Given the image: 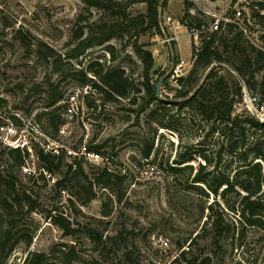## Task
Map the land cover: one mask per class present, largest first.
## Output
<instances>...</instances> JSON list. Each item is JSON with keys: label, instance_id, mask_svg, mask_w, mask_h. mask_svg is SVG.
Masks as SVG:
<instances>
[{"label": "rangeland", "instance_id": "1", "mask_svg": "<svg viewBox=\"0 0 264 264\" xmlns=\"http://www.w3.org/2000/svg\"><path fill=\"white\" fill-rule=\"evenodd\" d=\"M257 1L166 0L161 8L165 27L162 33L150 31L138 38L135 28L120 26L110 40L70 58L66 53L78 43L81 31L86 34L91 29L96 31L98 22L111 23L116 16L86 0H0V152L6 150L0 154V164L5 172L17 178L20 195L26 192L38 203L35 211L31 212L28 205L16 206L12 212L5 210L0 216V227L11 226L14 234L23 237L9 255L0 257V264H22L29 252L48 253L57 242L76 244L80 254L76 264H96L95 260L100 264H114L124 253L135 264H188L194 257H198L196 264H200L207 256L211 257V264L264 263V230L246 225L238 211L241 198L238 192L242 190L236 188L221 195L223 188L215 194L203 184L196 186L193 178L206 160L196 155L192 162L178 161L181 153L191 154L201 147L218 149L221 140L217 135L199 142L207 133V123L191 109H179L171 102L170 119L180 131L160 127L151 119V110L157 107V102L142 108L144 98L136 89L131 90L128 98L107 100L101 89L84 83L81 74L85 72L89 79L94 77L104 85L95 73V69H100L97 62L105 70L122 68L135 88L143 90L144 62L136 49L137 41L154 53L153 82L158 83L172 71L177 60L185 63L184 69L189 74L194 63L189 28L196 17L209 21L207 12L225 15L236 7L242 8L252 17L256 23L253 30L264 41V9L259 10ZM122 2V11L129 19L146 10V3L141 0ZM256 11L259 15L253 17ZM41 42L54 48L56 53L47 55L46 46L44 51L40 50ZM231 69L235 68L228 63L224 74H230ZM50 82L64 91V100L58 103L56 112L59 116L60 110L69 104V95L77 96L73 118L55 119L61 125L67 123L68 128L66 133L54 134L55 138L49 119L38 117L47 110ZM177 90L169 78L161 85V96L168 101L176 100ZM244 107L238 104L237 110L242 111ZM25 136L32 150L27 163L21 166L7 152L13 147L10 146L13 140ZM152 141L151 155L145 157L144 151ZM37 142L58 153L61 147L78 151L84 145L98 151V158L78 157L83 159L90 175L98 173L105 164L124 174V183L117 186L122 198L119 199V192L115 194L97 187V197L81 204L77 200L83 191L78 174L70 175L72 180L67 190L56 185L61 172L50 175L45 171L44 176L40 175L42 165L35 150ZM214 157L211 155L213 160ZM69 160L72 158L66 157L65 161ZM243 163L225 156L219 169L234 175ZM171 166L182 170L174 173ZM212 169L210 166L206 170ZM8 196V191L0 188V204H6L4 199ZM70 198L75 199L76 207ZM57 208L75 221L90 225L103 235V240L95 241L80 230L75 237L66 235L48 216L49 211L54 213ZM218 213L223 214L226 229L221 237L211 226ZM28 236H32L30 244L25 241ZM108 236H116V241L109 240ZM183 251L187 258L176 260Z\"/></svg>", "mask_w": 264, "mask_h": 264}, {"label": "trees", "instance_id": "2", "mask_svg": "<svg viewBox=\"0 0 264 264\" xmlns=\"http://www.w3.org/2000/svg\"><path fill=\"white\" fill-rule=\"evenodd\" d=\"M86 1L90 5L110 11L116 17L111 23L109 21L98 22L95 25L96 31L91 29L87 34L81 31L78 43L66 53L67 57L76 58L85 53L88 48L94 45H101L110 40L116 35L120 26L135 28L138 38L150 31L163 32L161 8L166 5V0H141L146 3L145 12L132 15L131 19H129L127 13L122 11V0ZM139 1L133 0V3ZM256 6L259 7V10H263L264 1H257ZM257 15L259 13L256 11L253 17H257ZM196 18V22L193 25L190 24V27L194 25L201 26L206 22L202 18ZM126 22H129V24H125ZM17 32L19 33L20 31ZM227 32L232 35L228 36ZM245 38L244 32L234 23H228L221 32H214L213 37L204 43L200 53L196 54L194 52L193 67L188 75L180 79L182 88H177L176 100L173 101H168L157 94V83L152 80L155 65L154 53L152 50L146 48L145 45H138V41L136 42V49L144 62L143 90L135 88V84L130 80L125 69L122 68L105 70L97 62L96 64L100 65V69H95V73L100 77L104 85L95 81L94 77L89 79L85 72H81V74L83 82L101 89L102 93L106 95L107 100L128 98L131 90L136 89L144 98L142 108H149L151 104L157 102V107L151 110V119L163 128L176 132L180 131L178 125L170 119L172 116L170 115L171 102L175 103L179 109L189 108L196 112L201 120L208 125L207 133L199 142L204 143V141L214 135H217L221 142L218 144L216 151L209 149V147H201L200 149H195L191 154L181 153L178 161L192 162L195 160L196 155L203 157L206 163L201 166L193 178V181L197 183L196 186L203 184L215 194H219L223 188L221 195L237 190L236 188L241 189L243 192H238L241 195L238 211L240 212V216L242 215V221L246 225L256 226L264 230V121L260 120L247 109H243L242 111L237 110V105L242 101L244 95L242 81L246 83L250 91H258L264 95V52L257 49ZM217 41L218 43L216 44ZM45 46L47 47V55L56 53L54 48L47 46L43 42L39 45L40 50L44 51L43 47ZM29 47H32V44H29ZM229 53L232 55H229ZM61 56L59 54L60 58ZM215 61L226 64L230 63L239 75H233L232 72L220 75L213 68L208 70ZM178 62L177 60L176 63ZM91 70L94 69L92 68ZM169 78L167 77L163 84ZM64 96V91L60 90L59 86L54 82H50L45 104L47 110L38 115L40 120L43 116L49 119L54 128V133H52L54 138L56 137L54 134L61 131V127L64 125L55 122V119L63 118L61 114L63 108L60 110V116L56 112L58 103L64 100ZM136 99H134L135 102ZM153 146V141L147 145L144 151L145 157L151 155ZM9 148L7 153L14 157L17 164L23 166L27 163L31 155L28 148ZM81 148L78 151L76 149H69L67 151L65 147H61V151L58 153L54 149L41 147L39 142H37L35 150L38 160L42 165L40 175L44 176L45 171L50 175L61 172L62 175L57 179L56 185L60 189L67 190L72 180L70 175L78 174L81 178L79 187L83 191L77 196V200L81 204H86L97 197V187L107 188L115 194L119 192V199H121L122 195L117 186L119 187L124 183L126 176L114 171L107 164L101 167L98 173L90 175L84 168L83 159L78 157L85 156L79 154ZM70 150H75L78 154L73 155V153H70ZM89 150H92V148L90 147ZM5 151L3 149L0 154L5 153ZM211 155L215 156L214 160L211 158ZM225 156L244 162L234 175L221 172L219 169ZM66 157L72 158V160L67 162L65 161ZM210 166L213 169L206 170ZM171 168L174 173L182 170L179 166H171ZM17 183V178L12 173L5 172L0 164V188H5L9 194L4 199L6 204H0V216L5 210L12 212L16 206L25 207L28 205L31 212L37 209L38 203L31 195L26 192H24V195H20ZM82 194L85 195L82 196ZM70 202L73 207H76L74 198H70ZM229 207L236 210L235 207ZM54 211V213L53 211H49L48 216L64 230L66 235L75 237L76 232L80 230L95 241L103 240V235L96 233L95 229L90 227V225L75 221V218L68 217L65 211L58 208L54 209ZM105 214L108 213L105 212ZM211 226L215 228L217 236L221 237L225 234L226 229L223 226L222 213L214 215ZM229 230L230 227L227 225V232ZM107 238L111 241H116L117 237L108 236ZM22 239V235L17 236V234L13 233L11 226H1L0 257L9 255ZM25 241L27 244H30L32 236H28ZM52 258L56 260L55 263L51 261ZM181 258H187L186 251H183L182 255H179L176 260ZM79 260L80 254L75 243L57 242L48 253L44 251L29 252L22 264H76ZM197 260L198 257H194L188 260V264H196ZM94 262L100 264L97 260ZM114 264H135V262L128 253H124L123 258ZM200 264H211V257H205ZM253 264H256V261Z\"/></svg>", "mask_w": 264, "mask_h": 264}, {"label": "built area", "instance_id": "3", "mask_svg": "<svg viewBox=\"0 0 264 264\" xmlns=\"http://www.w3.org/2000/svg\"><path fill=\"white\" fill-rule=\"evenodd\" d=\"M207 14L210 16L209 21L204 22L201 26L194 25L193 27L189 28L190 35L193 38L194 52L196 54L200 53L204 43L213 37L214 32L223 31L228 23L236 24L244 32L248 41L252 45H254L257 49L264 52V41L260 40L259 36L253 30L255 28L254 24L256 23L252 21V17L247 15L242 8L236 7L230 13H227L225 15H220L210 12H207ZM170 21H172L171 17H169V22ZM163 29H165L164 26ZM217 43L218 41L216 42V44ZM225 66H227L226 63L215 61L211 64L208 70L213 68L216 71H218V74L222 75L224 74ZM184 68H185V63L175 62L171 74L169 76L177 88H182L180 79L188 74V71H186ZM231 70L235 75L237 76L239 75L235 69H231ZM242 85H243L244 95L242 101L239 102L238 104L245 106L244 107L245 109L249 110L260 120L264 121V95L258 91L257 92L250 91L244 81H242ZM76 99H77L76 94L69 95L68 97L69 104L65 105L61 113L64 120L69 121L70 119L73 118L75 111L73 104L76 102ZM67 131H68L67 123H65L61 127V132L66 133ZM10 146L20 147L23 149L28 148L29 151L32 150V147L30 146V142L26 136L13 140V143H11ZM70 153L78 154V152H76L75 150H70ZM79 154H83L85 155V157H87L88 155L90 156V158L93 157L98 158L100 156L99 152L94 150H89L87 145H84L81 148Z\"/></svg>", "mask_w": 264, "mask_h": 264}, {"label": "water", "instance_id": "4", "mask_svg": "<svg viewBox=\"0 0 264 264\" xmlns=\"http://www.w3.org/2000/svg\"><path fill=\"white\" fill-rule=\"evenodd\" d=\"M174 64H175V63H174ZM174 64H173V66H174ZM170 74H171V71H170L169 73H167L166 75H164V76L158 81V83H157V85H156V89H157V94H158V95H161V85H162V83L165 81V79H166L167 77L170 76Z\"/></svg>", "mask_w": 264, "mask_h": 264}]
</instances>
